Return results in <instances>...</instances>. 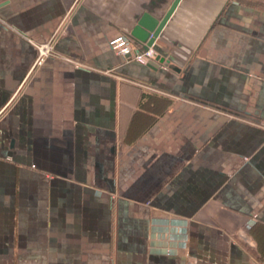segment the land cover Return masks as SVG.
Instances as JSON below:
<instances>
[{"label": "crops", "instance_id": "crops-1", "mask_svg": "<svg viewBox=\"0 0 264 264\" xmlns=\"http://www.w3.org/2000/svg\"><path fill=\"white\" fill-rule=\"evenodd\" d=\"M171 1L0 0V264H264V0Z\"/></svg>", "mask_w": 264, "mask_h": 264}, {"label": "water", "instance_id": "water-1", "mask_svg": "<svg viewBox=\"0 0 264 264\" xmlns=\"http://www.w3.org/2000/svg\"><path fill=\"white\" fill-rule=\"evenodd\" d=\"M182 1L172 0L166 9L152 11L149 15L144 14L141 19V28L145 29V32H143V39L145 38L144 50L152 48L156 53V60L160 63L169 64L170 62L167 59V49L163 50L158 43L162 42V39L166 37L164 32L170 22L174 20Z\"/></svg>", "mask_w": 264, "mask_h": 264}, {"label": "built area", "instance_id": "built-area-1", "mask_svg": "<svg viewBox=\"0 0 264 264\" xmlns=\"http://www.w3.org/2000/svg\"><path fill=\"white\" fill-rule=\"evenodd\" d=\"M3 23V20L0 18V25ZM131 44V40L125 34L115 36L109 42L111 49L118 55L132 56L133 59L138 62L147 64L150 59L155 58L156 53L152 48H149L148 50H143L142 48H139L138 51H133L131 48ZM49 50L50 48H46L44 52H41V57L43 58L44 55L49 52Z\"/></svg>", "mask_w": 264, "mask_h": 264}]
</instances>
